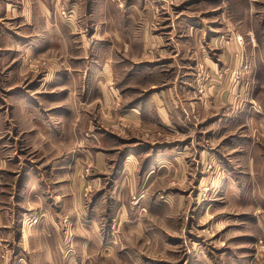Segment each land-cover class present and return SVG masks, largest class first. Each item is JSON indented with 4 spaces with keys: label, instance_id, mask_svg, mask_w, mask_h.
<instances>
[{
    "label": "crops",
    "instance_id": "0c3cea01",
    "mask_svg": "<svg viewBox=\"0 0 264 264\" xmlns=\"http://www.w3.org/2000/svg\"><path fill=\"white\" fill-rule=\"evenodd\" d=\"M228 2L229 10L217 15L227 23L210 27L197 20L200 13L209 12L195 9L194 0H0V97L11 103L6 125L12 132L17 127L27 132L28 145L38 151L31 156L6 155L7 163L0 153L1 238L8 241L4 233H11L12 227L16 231L20 201L24 208L20 222L26 211L39 208L57 210L60 215L48 219L56 227L62 214L70 215L79 229V248L71 264H91L95 252L104 254L100 249L113 241L105 234L108 218L123 222L134 218L139 225H152L147 228L152 233L146 235L155 236L159 251L165 252L168 242L176 243L181 237L177 211L183 209L188 177L199 174L203 182L209 171L203 162L210 154L219 169L208 197L202 200L208 209L218 205V194L246 190V177L253 179L251 194L259 193L258 183H264V0ZM62 5L73 10L72 19L61 17ZM158 7L160 14L155 13ZM230 30L243 42L234 36L222 47L214 36ZM200 32L213 35L200 54L213 57L207 55L212 69L208 91L203 94L195 85V41ZM42 59L48 65L37 69ZM226 67L223 77L215 73ZM237 70L250 83L249 99L243 98V89L233 82ZM87 107L104 111L105 121L81 122L79 117ZM87 128L97 140L87 155L92 169L82 179L81 169L67 164L73 163L72 158H61V146L81 144L79 135ZM11 130L0 136V146L7 145L2 139ZM61 163L62 180L58 177ZM152 175L169 178L163 195L150 196L155 192L148 185ZM53 176L58 179L51 186L48 178ZM131 193L137 197L130 202ZM40 194L46 198L50 194L52 202L39 200L33 205ZM229 202L237 204L236 199ZM165 203L172 209L163 216L170 231L161 232L157 228L161 224L143 223L149 219L145 215L131 214ZM45 218L36 226L45 224ZM225 219V214L218 217L219 222ZM233 220L228 230L234 232L232 237L262 236L258 227H264V218L255 215L244 229L242 219ZM81 224L87 229L81 230ZM35 227H24L20 238L14 235L15 241L28 243L27 253L33 252V241L44 243L49 238L45 229ZM56 235L61 240V233ZM237 246L221 251L218 264H252V252ZM41 258V264H54L47 248Z\"/></svg>",
    "mask_w": 264,
    "mask_h": 264
},
{
    "label": "rangeland",
    "instance_id": "374dc122",
    "mask_svg": "<svg viewBox=\"0 0 264 264\" xmlns=\"http://www.w3.org/2000/svg\"><path fill=\"white\" fill-rule=\"evenodd\" d=\"M194 1L195 9L207 8L209 12L200 13L199 16H197V20H200L201 22H203V24L210 23V27L223 26V24L218 25L219 22L226 21L221 17H217V15L219 14L218 11L220 10H229L230 3L228 2V0H225V2H221L220 0ZM218 4H220V6H218ZM214 11L217 12L213 14L212 12ZM72 13L69 6H61L60 15L65 20L72 19ZM155 13L160 14L159 7L158 9L155 8ZM197 36L198 37L195 41V48L197 51L195 55H198V62L195 66V85L203 94L208 91L207 84L211 78L212 68L207 65V61H209V57L210 59L213 57L206 52L204 53V55L202 54V56L200 54L205 50L204 47L206 41L212 38L213 35L210 37L207 33H205L204 35L203 32H200ZM234 36L237 40H239L240 43L243 42L242 37L238 34L234 35L231 30L225 33H218V35L215 34L214 37H219L218 39H215L216 41H220V44L223 47L228 45L235 38ZM250 38L251 40H253L252 37ZM47 65V60L42 59V61L38 62L36 68L41 69L43 67H47ZM225 71H228V67H226L224 70L218 68L215 73L223 77ZM233 79V82L238 85V88L240 85V89H243V98L249 99L251 96L250 83L248 82V80H242V72L240 70L236 71ZM2 84L3 80H0V89H2L3 87L1 86ZM2 93L0 94L2 95ZM7 101L8 100L5 99L4 96L0 97V136L2 137L5 136L4 134L6 133V131L11 130L10 128H8V125H6L7 121H10L11 118V113L8 109L9 106H11V103H8ZM85 109L87 111L83 110L82 115L79 117V120H81V122L85 121L86 124H100L101 121H105L106 116L103 113L104 111L99 110V112H93V110L88 107ZM98 109L100 108H96L97 111ZM134 129L137 132V128L134 127ZM15 130L16 131L14 132H12L11 130V135H6V140L2 139V141H5L7 144L0 146V153L3 154L5 163H7L6 161L9 160L8 158H6V155L8 156L10 154H14L21 156H31L33 154H38V151L29 146L27 139L24 138L26 137L27 132H24L23 130L19 131L18 127L15 128ZM137 135L140 136L141 133ZM96 136V134H93V132L87 128L82 130L81 134L79 135L78 142H81V144L78 143V145L75 147L61 146V158H72L73 163L67 164H70L69 166L72 165V167H75L76 164L78 166V171L81 169L79 177L82 179H87V173L92 169L93 166V162L87 157V155H89L88 151L90 149V145L93 146L96 143ZM17 138L18 140H16ZM134 139L135 138H132L130 141L134 143ZM224 141L225 140L223 139L222 142H220L222 147H224ZM214 142L216 144L217 140ZM226 142H228V139H226ZM72 148L74 150H71ZM226 150L230 151L231 149L226 148ZM231 153L233 154L234 152L232 151ZM207 159L208 160H205L203 162V165L205 166L206 171H209H207L208 173L205 175L206 177L203 179V182L200 183L201 177L199 174H197L188 177V188H184L188 189V192L182 195L184 197V200L182 202L183 209H179L177 211L178 233L179 235H181V237L178 239V242L175 243L173 241L171 242V244L170 242H168L167 248H165L167 251H159V249L162 248H159V241L157 240V238L154 236L153 239V236L147 237L146 235V233H152L151 230H147V228H151L152 225H139L137 219H134L133 217V219L131 220H127V218H124V222L123 220L121 221L120 218H118L117 220L108 218L106 219L107 223L104 227L105 234L107 236H111L109 238H113V241H111L110 244L107 243L105 248L103 247V249H100L104 250V254L95 252V255L93 256V258H91V264H196V262H202V260H205L209 264H218V260L222 259L220 256V252H228L227 250L232 247H238L237 245H239L242 250L252 252L251 258H256L255 261H253L252 259V264H264L263 226L258 227L262 235H258V238L254 237V235L232 237L231 235H233L234 232L228 231L232 223L235 221L233 220V218L235 217L243 220V222H241L242 229L247 228L246 226H248L249 223L254 220L255 215L260 216V218H264V193H261V190H264V187H262L264 186V183L259 182L258 184L262 188H259V193H256V195H252L250 184L251 182H253V179L246 177L243 179L246 190H243L241 194L229 192L228 194L222 193V195H220V193L217 195L218 205L214 208L212 207V210L208 209L206 205H203V199H206L205 197H208V192L211 191L210 188L213 183H215L213 182V178L214 176H216V172L219 169V163L216 159H213V156L211 154ZM20 164H23V162H20ZM38 164L43 165V168H47L45 162H39ZM191 164L196 165L197 162L193 161ZM62 165L63 163H61V175L58 176L60 180L65 177ZM137 165H139V162L137 163ZM58 177H49V184L51 186H54L55 183L53 180L58 179ZM167 182H169V178L167 177L152 175L149 179L148 185L151 186V190H154L155 192L150 196L156 197L160 194L163 195L165 192L164 186L168 184ZM44 190H47V188H44ZM190 194L192 196H189ZM49 195L46 198L45 194H40L39 196H37V199L34 198L33 201H30H32L31 203L33 205L39 202V200L47 199L51 203L52 200L49 199L51 198L49 197ZM220 196H224V198ZM136 197L137 195L133 196V193H131L128 196V201H135ZM234 199H236L237 204L232 205L229 201H234ZM20 205H22V203H20L19 201V209H17L18 226L15 227L16 231L14 227H12L11 233L9 231L4 233L5 236L3 237L8 238V241H5L4 238L0 237V264H27V261L29 264H41L44 261L41 257H44L46 248L49 249L51 254H53L54 264H71V258L74 252H77L79 248V244L78 242H76L79 229H77L73 221H71L70 215L68 213H61V223H59V227H56L55 225L49 224L48 219L57 216V210L55 209L48 211L43 208H39L31 211L25 210L26 212H28L27 214H25V218H30L28 221H26L24 215H22L23 219L21 220L22 222H20V212H22V209H24L20 208ZM168 207L169 205L165 203L161 208H150L149 210L141 209V213L138 212L137 209L131 211V214H134V217L138 216V214H142L141 217H144L145 215L146 217H149V219H143V223L154 222L156 224H161L162 227H157L161 230V232H163L165 229L170 231L171 227L168 226V223L166 222L167 219L163 217L164 215L166 216L168 213H170V211L172 210ZM220 214H225V217L227 218L225 219V223L221 221L219 222L218 217H220ZM59 215L60 214H58V216ZM118 217H120V211H118ZM31 218L35 219V221L33 222ZM43 218H45L46 223L36 226V224H39ZM176 223L177 219L174 220L173 224L176 225ZM163 224H166L167 226H165L164 228ZM24 227H35L39 229L43 228L45 229L47 234L49 233V236H47L49 238H47L44 243L38 239L33 241V248L31 247L33 249V252L27 253L28 248H26V245H28V243L19 240V235H21V230ZM80 227L81 230L87 229L86 225L81 224ZM15 232L17 233V237H19L17 241H15L14 239ZM55 232L61 233V240H59V238H56L57 240L55 239V236H57V233ZM252 237L253 239H249ZM181 238L183 239L182 241ZM96 247L97 245L94 248ZM192 253L195 254L193 258L190 257ZM159 255H161V258L159 257Z\"/></svg>",
    "mask_w": 264,
    "mask_h": 264
},
{
    "label": "built area",
    "instance_id": "2783aa9c",
    "mask_svg": "<svg viewBox=\"0 0 264 264\" xmlns=\"http://www.w3.org/2000/svg\"><path fill=\"white\" fill-rule=\"evenodd\" d=\"M72 11H73V10H71V13H72ZM29 218H30V217H28V218H25V220H26V221H28V220H29ZM31 219H32V218H31ZM36 220H37V219H36ZM32 221L34 222V221H35V219H32Z\"/></svg>",
    "mask_w": 264,
    "mask_h": 264
},
{
    "label": "bare ground",
    "instance_id": "6f19581e",
    "mask_svg": "<svg viewBox=\"0 0 264 264\" xmlns=\"http://www.w3.org/2000/svg\"><path fill=\"white\" fill-rule=\"evenodd\" d=\"M133 156H130L129 158H132Z\"/></svg>",
    "mask_w": 264,
    "mask_h": 264
}]
</instances>
